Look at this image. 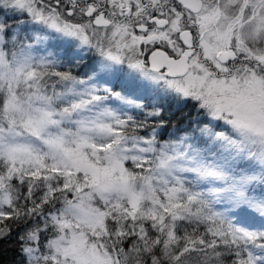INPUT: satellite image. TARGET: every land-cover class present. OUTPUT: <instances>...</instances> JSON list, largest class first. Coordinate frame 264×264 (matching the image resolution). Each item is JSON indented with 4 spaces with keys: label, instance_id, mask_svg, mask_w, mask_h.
I'll return each mask as SVG.
<instances>
[{
    "label": "snow or ice",
    "instance_id": "6c2138e0",
    "mask_svg": "<svg viewBox=\"0 0 264 264\" xmlns=\"http://www.w3.org/2000/svg\"><path fill=\"white\" fill-rule=\"evenodd\" d=\"M0 242L264 264V0H0Z\"/></svg>",
    "mask_w": 264,
    "mask_h": 264
},
{
    "label": "trees",
    "instance_id": "16d2710c",
    "mask_svg": "<svg viewBox=\"0 0 264 264\" xmlns=\"http://www.w3.org/2000/svg\"><path fill=\"white\" fill-rule=\"evenodd\" d=\"M167 132L163 133L166 138ZM0 264H16L18 260L17 250L14 246L6 245L0 242Z\"/></svg>",
    "mask_w": 264,
    "mask_h": 264
}]
</instances>
